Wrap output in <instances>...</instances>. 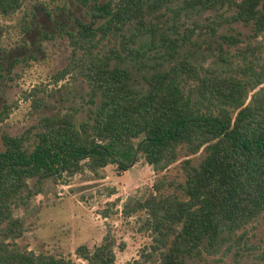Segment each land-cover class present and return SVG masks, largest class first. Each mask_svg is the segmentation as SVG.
Wrapping results in <instances>:
<instances>
[{
    "label": "trees",
    "instance_id": "1",
    "mask_svg": "<svg viewBox=\"0 0 264 264\" xmlns=\"http://www.w3.org/2000/svg\"><path fill=\"white\" fill-rule=\"evenodd\" d=\"M93 1L92 21H77V31L69 32L70 61L54 76L86 80L85 117L78 116L81 107L72 106L40 117L20 134H1L0 264H77L19 244L26 226L16 210L28 209L46 180L57 183L87 171L101 178L109 164L127 170L139 151L155 172L184 156L185 179L161 175L146 195H129L116 211L124 218L136 216L138 230L151 237L141 255L148 263L133 264H187L204 249L236 239L264 211V62L259 53L246 51L254 47L251 42L246 49L237 47L239 55L218 42L209 47L215 56L210 64L194 54L181 55L188 43L196 45L192 33L173 28L171 36L152 14L172 11L175 24L185 10L212 11L205 23L211 35L234 22L252 25L259 34L264 33V0ZM21 6L22 0H0V13L11 15ZM146 35L148 40L139 43ZM118 38V45L101 50L105 40ZM221 38L235 45L242 40L233 34ZM14 106L3 107L0 123ZM201 151L195 165L189 156ZM112 213L101 211L105 219ZM106 226L94 249L76 248L86 263L114 264L116 250L125 248ZM260 256L264 264V251Z\"/></svg>",
    "mask_w": 264,
    "mask_h": 264
},
{
    "label": "rangeland",
    "instance_id": "2",
    "mask_svg": "<svg viewBox=\"0 0 264 264\" xmlns=\"http://www.w3.org/2000/svg\"><path fill=\"white\" fill-rule=\"evenodd\" d=\"M105 1L99 0V3ZM92 4L93 0L89 4L81 0H22V6L15 13H0V111L5 105L16 103L8 118L0 123V144L2 132L20 134L40 117L64 112L72 106L81 107L78 116L85 117V99L89 90L86 80L67 75L56 81L54 76L70 61L72 46L69 32L77 31V21H92ZM212 15V11L198 13L185 10L174 24L176 16L173 12L162 9L152 14V18L171 36L174 35L173 28H178L181 34L188 28L187 32L192 33V39L197 43H188L181 49V55L194 54L197 61L210 64L215 56L209 47L217 46L218 42L222 43L223 50L236 55L240 53L239 48H245L251 42L254 47L250 46L246 51L259 53L264 62V33L255 34L252 25L234 22L225 23L215 35H211V29L205 27V23ZM222 34H233L242 40L235 45L223 41ZM149 37L146 35L139 43ZM118 42L119 38L105 40L101 50L106 51ZM133 71L140 80V73L136 69ZM140 139H136V143ZM203 154L201 151L189 157L198 165ZM182 159L184 156L167 170L155 172L139 151L137 160L127 170L109 164L102 170L101 178L87 171L57 183L46 180L43 190L32 199L31 206L16 210V215L23 218L26 226L18 243L35 253H51L72 259L77 264H88L76 255V248L85 244L94 249L102 242L107 231L106 223H109L118 240L126 244L123 250H116L114 264L148 263L149 260L141 255L151 243L150 235L138 230L136 216L124 218L116 211L121 210L129 195H146L161 175L183 181ZM112 189L115 193L109 194ZM109 202H115L116 206ZM105 208L114 211L106 219L101 215ZM242 233V239L238 238ZM236 235V239L223 243L217 249H204L200 256L188 258L187 264H262L264 211Z\"/></svg>",
    "mask_w": 264,
    "mask_h": 264
}]
</instances>
